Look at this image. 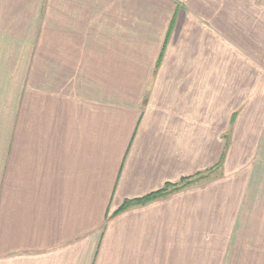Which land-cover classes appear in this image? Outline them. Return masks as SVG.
<instances>
[{
    "label": "crops",
    "instance_id": "crops-1",
    "mask_svg": "<svg viewBox=\"0 0 264 264\" xmlns=\"http://www.w3.org/2000/svg\"><path fill=\"white\" fill-rule=\"evenodd\" d=\"M0 264H264V0H0Z\"/></svg>",
    "mask_w": 264,
    "mask_h": 264
},
{
    "label": "trees",
    "instance_id": "trees-1",
    "mask_svg": "<svg viewBox=\"0 0 264 264\" xmlns=\"http://www.w3.org/2000/svg\"><path fill=\"white\" fill-rule=\"evenodd\" d=\"M185 180V179H184ZM177 184H166V186L164 187V188H162V189H160V190H157V191H155V192H152V193H150L149 195H147V196H145V197H143V198H141V199H136V200H134L136 203H146V202H149V201H152L153 199H156V198H158V197H160V196H163V195H166V193H167V189H168V187H170V186H173V187H175ZM178 187V186H177ZM129 202H127L124 206H122L121 207V209L120 210H123V209H125V208H127L128 206H130L131 204H128ZM120 210H118V211H120Z\"/></svg>",
    "mask_w": 264,
    "mask_h": 264
},
{
    "label": "rangeland",
    "instance_id": "rangeland-1",
    "mask_svg": "<svg viewBox=\"0 0 264 264\" xmlns=\"http://www.w3.org/2000/svg\"><path fill=\"white\" fill-rule=\"evenodd\" d=\"M185 184H189V182L186 181Z\"/></svg>",
    "mask_w": 264,
    "mask_h": 264
}]
</instances>
